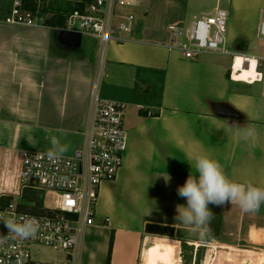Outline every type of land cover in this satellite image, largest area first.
Returning <instances> with one entry per match:
<instances>
[{"label": "crops", "instance_id": "obj_1", "mask_svg": "<svg viewBox=\"0 0 264 264\" xmlns=\"http://www.w3.org/2000/svg\"><path fill=\"white\" fill-rule=\"evenodd\" d=\"M149 1L118 6L115 20L130 9L135 20L123 41L101 52L95 36L70 32L67 24L7 22L14 0H0V166L6 148L50 152L53 137L67 146L62 154L80 147L93 91L127 105L123 164L115 180L101 185L94 222L82 229L73 264H106L108 254L109 264H142L144 249L165 226L149 218L153 187L160 174L196 175L198 155L217 160L234 181L264 188L261 90L230 79V52L187 59L171 47L168 24L186 22L190 0ZM228 3L225 45L237 52L256 26L246 27L244 9L260 13L264 0ZM259 42L262 52L250 55L264 56ZM243 127L255 129L254 142L241 138ZM261 233L264 228L252 227L249 240ZM259 255L264 264V252Z\"/></svg>", "mask_w": 264, "mask_h": 264}, {"label": "built area", "instance_id": "obj_2", "mask_svg": "<svg viewBox=\"0 0 264 264\" xmlns=\"http://www.w3.org/2000/svg\"><path fill=\"white\" fill-rule=\"evenodd\" d=\"M140 2L87 0L82 10L74 9L67 15L66 28L95 36L102 52L109 42L123 41L135 20L132 11L115 20L118 6H136ZM228 15L227 9L216 6L208 15L194 16L187 25L170 23L168 29L172 34L171 47L187 59L204 53L230 52L229 77L236 80L232 72L239 53L229 51L225 45ZM6 21L34 25L37 19L32 11L21 8L20 0H14ZM256 34L264 40V8L259 13ZM242 55L244 59H248L247 56L256 58V75L251 82H244L262 83L264 95V56ZM241 67L236 71L241 72ZM91 100L93 112L84 132V142L71 154L50 159L49 152L5 149L0 166V216L17 221L21 216L35 218L40 227L35 238L19 239L0 222V240L3 241L0 243V264H51L32 257L31 249L36 245L64 252L67 263L73 264L79 235L85 226L94 222L100 187L116 179L127 149V131L123 123L126 103L101 98L94 91ZM44 191L50 194L48 201L43 197ZM33 193L41 194L38 202L31 196L23 201L24 196ZM194 260L195 256L192 264ZM245 260L253 263L252 258Z\"/></svg>", "mask_w": 264, "mask_h": 264}, {"label": "rangeland", "instance_id": "obj_3", "mask_svg": "<svg viewBox=\"0 0 264 264\" xmlns=\"http://www.w3.org/2000/svg\"><path fill=\"white\" fill-rule=\"evenodd\" d=\"M39 1L41 2L39 4L41 7L51 9L60 8L62 10H67L66 13H68L70 11L68 9L78 0ZM149 2V0H143L142 6ZM216 4L227 10L230 9L228 0H218V2L217 0H190L187 19L186 22L182 21V24L187 25L194 14L196 16L208 15V12H210ZM130 11H132V9H130ZM50 13L51 12L47 11V13L44 14H33L37 20L43 21L45 18L44 16H48ZM244 13L246 17V27L254 24L257 26L259 21L258 9L254 7L245 8ZM76 24H78V22ZM228 25L229 18L227 20V29ZM256 26L253 35L250 36L252 38H249V40L242 42V45L240 44L236 47V53L250 55L256 52H262L260 50L261 44L259 42V37L256 34ZM229 34L230 33H228V35ZM229 48L231 51L233 50L232 47ZM225 58L230 57L229 55H225ZM252 87L261 90L262 83L256 82ZM169 177L170 180L168 182L162 177L160 183H157L158 185L156 184L155 187H153L154 191L151 193L149 199V218L161 221L165 223V226H159L163 232L161 234L164 236L160 235L152 238L150 242L152 244L144 249L143 261H146L145 264H192L193 256H195L193 264H247L248 261L244 260L247 257L250 259L252 258L253 263L250 262L251 264H258L257 253L260 254L264 252V233H261V236L253 242L249 240L248 232L255 226L264 228V204L261 205L258 211L254 212H245L238 205L228 202L220 206L210 204L209 208L211 211H219L222 213L221 231L220 235L216 238L208 235L202 237L200 235V231L202 230L197 231L194 226L180 223L177 219V206H186L187 204L186 199L178 196L177 188L183 185L187 178L176 179L171 176ZM39 195L41 194L37 195L33 193L24 196L22 199L25 202L31 196L38 202ZM43 197L48 201L50 199V194L44 191ZM32 210L38 211V209L35 208ZM157 227L158 226H155L154 230ZM167 231L171 232L167 233ZM195 241L200 245L190 243ZM248 249H253L256 254H248L246 252ZM31 252L32 257L40 262L51 264L67 263L65 253L52 247L36 245L31 249Z\"/></svg>", "mask_w": 264, "mask_h": 264}, {"label": "clouds", "instance_id": "obj_4", "mask_svg": "<svg viewBox=\"0 0 264 264\" xmlns=\"http://www.w3.org/2000/svg\"><path fill=\"white\" fill-rule=\"evenodd\" d=\"M241 138L245 142H254L256 132L254 128L243 127ZM53 150L48 153L50 159L58 158L67 151V146H60L55 137L52 138ZM196 175H190L185 183L177 188V194L186 199L187 204L177 206V219L180 223L194 226L200 235H210L209 224L212 211L209 205L220 206L226 202L238 205L245 212L258 211L264 204V188L251 183L236 182L223 170L222 165L208 155L195 157ZM168 182V174H160ZM8 232L19 239L35 238L39 230V222L35 218L26 216L19 220L0 216ZM3 241L0 240V243Z\"/></svg>", "mask_w": 264, "mask_h": 264}, {"label": "trees", "instance_id": "obj_5", "mask_svg": "<svg viewBox=\"0 0 264 264\" xmlns=\"http://www.w3.org/2000/svg\"><path fill=\"white\" fill-rule=\"evenodd\" d=\"M21 2V8L25 10H30L33 13L37 14H44L47 13V11L51 12L48 14V16H44L43 22L47 25H54V26H65L66 24V16L74 9L82 10L85 6V3L87 0H78L72 7H70V10L68 13H66L67 10H62L60 8L58 9H51V8H44L41 7L39 4L41 3L39 0H20ZM112 239V237H111ZM106 264H109V254L106 261Z\"/></svg>", "mask_w": 264, "mask_h": 264}, {"label": "bare ground", "instance_id": "obj_6", "mask_svg": "<svg viewBox=\"0 0 264 264\" xmlns=\"http://www.w3.org/2000/svg\"><path fill=\"white\" fill-rule=\"evenodd\" d=\"M248 59H244L242 54H237L236 58H235V70L232 72V76L236 79V80H240V81H246V82H251V80L255 77L256 75V58L254 56H247ZM246 62V65H245ZM243 63V64H242ZM242 65V67H241ZM241 67V72H237L236 70ZM163 239V238H162ZM165 239V238H164ZM160 240V239H159ZM162 241V240H160ZM173 241V240H172ZM168 243V242H167ZM171 243V242H169ZM173 243V242H172ZM191 244H195V245H200L198 242H190ZM175 246V245H174ZM178 246V245H177ZM246 250V249H245ZM251 250V249H250ZM247 250L246 252L248 254H252V251ZM176 251V250H175ZM174 251V252H175ZM146 252V251H145ZM255 252V251H254ZM146 254V253H145ZM254 254V253H253ZM261 254V253H260ZM258 256V257H257ZM257 261L259 264L260 261V255L257 254ZM244 258V257H243ZM254 259V258H253ZM245 260V259H244ZM256 260V259H255ZM146 261H143L142 264H145ZM169 262V261H168ZM252 263V262H251ZM251 263H247V264H251ZM147 264V263H146ZM246 264V263H245Z\"/></svg>", "mask_w": 264, "mask_h": 264}, {"label": "water", "instance_id": "obj_7", "mask_svg": "<svg viewBox=\"0 0 264 264\" xmlns=\"http://www.w3.org/2000/svg\"><path fill=\"white\" fill-rule=\"evenodd\" d=\"M70 32H74L75 34L77 31L69 30ZM222 225V213L219 211H212V219L209 224L210 229V237H218L220 235Z\"/></svg>", "mask_w": 264, "mask_h": 264}]
</instances>
